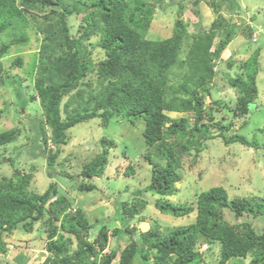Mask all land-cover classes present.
Returning <instances> with one entry per match:
<instances>
[{"label": "trees", "instance_id": "16d2710c", "mask_svg": "<svg viewBox=\"0 0 264 264\" xmlns=\"http://www.w3.org/2000/svg\"><path fill=\"white\" fill-rule=\"evenodd\" d=\"M54 1L62 9L52 8L45 12V7L54 5ZM162 2L19 0L17 4L16 0H0V49L27 41L25 28L29 16L34 17L36 12H41L42 22L35 25L43 37L36 58L34 88L43 110V115L37 116L38 131L42 133L46 145L48 137L44 126H48L50 139L56 145L53 150L49 149L46 159L47 167L51 168L48 177L70 176L62 164H56L59 145L67 142L69 128L94 117L100 118L102 125L111 117H120L131 124L142 120V135L146 145L154 147L155 156L164 159L165 164L153 162L151 150L146 153L152 163L150 180L142 189L133 190L134 195L140 194V197L131 202L122 199L123 210L129 217L134 216L150 201L149 195H155L153 203L158 210L175 217L188 216L195 211L194 221L177 227L166 226L162 231L151 228L140 232L136 240L132 237L121 249L109 248L110 235L116 236L119 232L116 228L108 234L106 224L101 223L96 228L94 239L88 240L91 228L88 218L80 208L69 211L71 199L59 193L54 181L42 193L34 192L28 189L31 174L15 169L9 178L0 176V254L7 250L4 234H11L17 228L30 232L34 222L40 221L47 214L49 231L46 255L41 264H113L115 260L116 264H131L137 255L141 257L142 264H201V253L194 250L199 235L220 244V259L215 264H225L233 257H245L249 253L253 258L251 264L264 263V228L260 229L253 220L264 216L262 200H251L246 196L229 197L222 186L201 191L193 206L167 199L176 190L175 183L181 179L178 168L182 166V157H196L205 148L207 141L214 139V126L220 127L223 123L221 119L212 122L213 108L203 111L202 104L203 95L209 94L210 81L214 75L211 62L224 50L231 31L220 18L211 23L210 30L190 35L187 30L189 21L177 16L170 37L147 39L145 33L148 25L155 10H162ZM210 5L217 9L218 5L214 1ZM178 7L184 9L182 4ZM72 14L81 15L80 19L84 23L76 35L71 34L68 25L67 18ZM222 29L223 36L212 49L213 39ZM3 34L11 36L7 44L1 40ZM92 34L99 36L97 43L105 55L96 63H93L84 43ZM185 37L190 43L187 55L182 60L178 56ZM258 50L242 64L245 75L231 80V84L238 88L237 101L229 107L235 114L245 115L255 107L252 100L256 90ZM13 62L18 67L23 65L20 56H16ZM184 65L189 67L190 72L183 73L182 82L172 86L168 81L172 68ZM93 70L100 90L83 99V89L80 87L90 85L84 79ZM10 78L11 82H19L17 76ZM73 90L76 91L74 94ZM20 92L18 99L26 105L29 98ZM180 93L185 96L182 97ZM66 95L69 98L61 105ZM78 98L80 101H76ZM91 99L94 100L93 106L89 108ZM74 102L78 103L72 105ZM221 104L219 100L213 102L217 110ZM170 112H192V124L188 126L185 116L171 118ZM204 112L209 121H203ZM225 133L217 129L215 136L220 137L226 145L235 142L247 146L256 144L254 138L248 141L242 135L228 136ZM15 140V130L0 132V146ZM101 143L106 147L83 165L81 173L84 176L102 175L107 162V146L112 142L102 138ZM133 172V167L127 165L124 174ZM70 180L75 179L72 177ZM76 188L103 192L100 186L86 181L76 183ZM228 213L236 219L251 216V220L232 221ZM124 228L131 233L132 229L127 224H124ZM73 241L74 247L69 252Z\"/></svg>", "mask_w": 264, "mask_h": 264}, {"label": "rangeland", "instance_id": "374dc122", "mask_svg": "<svg viewBox=\"0 0 264 264\" xmlns=\"http://www.w3.org/2000/svg\"><path fill=\"white\" fill-rule=\"evenodd\" d=\"M194 1L163 0V8L155 10L145 38L159 40L170 37L177 16L189 21L187 30L190 35L210 30L211 23L215 19L221 18L224 24H228L231 31L229 42L211 62L214 75L210 81L209 94L203 95L202 104L203 111L209 107L213 108L212 122L221 119L223 123L220 127L214 126L212 129L214 139L208 140L205 148L196 157L191 155L182 157V166L178 168L181 179L175 183L176 190L167 196V199L193 206L201 191L213 186H222L229 197L246 196L251 200L258 199L264 202V0H199L196 4ZM212 1L218 5L216 10L214 9L216 7L210 5ZM16 3L19 4V0H16ZM179 4L184 6L183 10L179 9ZM52 8L62 9L58 4H51L44 10L47 12ZM81 15L72 14L67 18L72 35L80 31L79 27L83 23L80 19ZM41 22V12H36L34 17L29 16L25 28L28 40L0 49V132L9 129L16 132L15 141L0 146V159L3 160L0 163V176L9 178L15 169L29 172L31 178L28 189L38 193H42L48 184L54 181L59 193L71 199L69 211L80 208L88 218L91 226L88 240L94 239L96 228L101 223L106 224L108 234L114 228L119 231L116 236L110 235L109 248L121 249L131 241L132 237L136 240L140 232L151 228L162 231L166 226L177 227L193 222L195 211L188 216L175 217L158 210L153 203L155 195H149L150 201L134 216L129 217L123 210L122 199L126 198L124 201L131 202L134 198L140 197V194L134 195L133 190L142 189L150 180L152 163L147 159L146 153L151 150L153 162L165 164L164 159L160 160L155 156L154 147L146 145L142 135L144 128L142 120L131 124L120 117H111L105 125H102L101 119L94 117L69 128L67 142L59 145L60 152L56 157V164L57 166L62 164L70 176L48 177L51 168L47 167L46 159L49 149L53 150L56 145L50 139L48 126H44L48 137L46 145L42 133L38 131L37 116H42L43 110L35 96L34 88L36 58L43 37L42 32L38 31L35 25ZM3 35L5 38L1 37V40L7 44L11 36ZM222 36L223 29L214 37L212 49L216 47ZM98 40L99 36L92 34L84 41L93 63L105 57L103 49L97 43ZM188 41L190 40L185 37L179 59L183 60L186 57L190 43ZM257 49L259 56L256 61V90L252 100L255 107L245 115H238L229 109L230 106L235 105L238 97V88L231 84V80L245 75V67L242 64L255 55ZM16 56L23 59V65L20 67L13 62ZM189 72L190 69L186 65L175 66L168 76V81L175 87L182 82L183 73ZM14 76L18 77L19 82L10 81V77ZM84 81L90 85H81L80 88L83 89L81 98L87 99L90 94L100 90L95 70L88 72ZM188 83L191 85V82ZM20 91L29 98L26 105L18 99ZM75 92L72 91L73 94ZM180 95L185 96L181 93ZM33 96L35 98H32ZM68 98L69 96L66 95L61 105ZM79 99L76 101H80ZM217 100L222 102L219 110L213 105ZM91 101L89 108L93 106L94 100ZM76 103L78 102L72 105ZM170 113L171 118L185 116L188 126L192 124V112ZM205 114L204 112L203 121H209ZM217 129L218 132L220 130L226 132L228 136L242 135L248 141L254 138L256 144L247 146L235 142L226 145L220 137L215 136ZM102 138L112 142L107 146V162L102 175L84 176L81 173L83 165L90 162L106 147L101 143ZM127 165H131L134 169L129 175L124 174ZM72 177L75 180H70ZM81 181L94 183L100 186L103 192L98 189L78 190L76 183ZM228 215L232 221L251 220V216H240L236 219L233 215L229 213ZM47 217L48 215L44 214L40 221H35L30 232L17 228L13 233L3 235L7 250L0 254V264H41L46 255L45 245L49 231ZM253 220L260 229L264 228V216H258ZM124 224L132 229L131 233L125 231ZM74 243L75 241L71 243L69 252L72 251ZM194 250L201 253L203 259L201 264H215L220 259V244L203 235L198 236ZM252 259L249 253L245 257H233L225 264L238 262L251 264ZM131 261V264H142L139 255ZM116 263L115 260L113 264Z\"/></svg>", "mask_w": 264, "mask_h": 264}, {"label": "bare ground", "instance_id": "6f19581e", "mask_svg": "<svg viewBox=\"0 0 264 264\" xmlns=\"http://www.w3.org/2000/svg\"><path fill=\"white\" fill-rule=\"evenodd\" d=\"M214 45V44H213Z\"/></svg>", "mask_w": 264, "mask_h": 264}]
</instances>
